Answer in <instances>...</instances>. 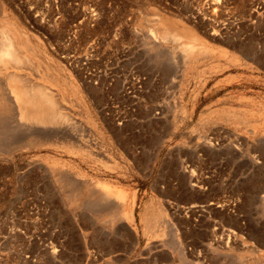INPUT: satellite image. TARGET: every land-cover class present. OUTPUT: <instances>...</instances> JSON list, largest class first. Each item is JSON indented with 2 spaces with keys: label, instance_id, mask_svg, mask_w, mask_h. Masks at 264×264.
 Returning <instances> with one entry per match:
<instances>
[{
  "label": "rangeland",
  "instance_id": "obj_1",
  "mask_svg": "<svg viewBox=\"0 0 264 264\" xmlns=\"http://www.w3.org/2000/svg\"><path fill=\"white\" fill-rule=\"evenodd\" d=\"M0 61V264H264V0H0Z\"/></svg>",
  "mask_w": 264,
  "mask_h": 264
},
{
  "label": "built area",
  "instance_id": "obj_2",
  "mask_svg": "<svg viewBox=\"0 0 264 264\" xmlns=\"http://www.w3.org/2000/svg\"><path fill=\"white\" fill-rule=\"evenodd\" d=\"M89 74L90 73H88V75ZM87 82L92 85H97V82L93 78L88 80ZM122 122L125 121H118L116 122V124L121 125ZM24 193L26 194V198H23L22 203L25 201L26 206H20V204L18 203L12 204L9 210V221H7L6 224H51L52 222H49L45 219L48 217V210L44 194L41 192L40 194L38 192L36 193L35 190L28 188L26 189V191H24ZM19 211H23L26 213V216L23 217V220H19L17 217ZM29 241H32V239H30ZM44 246H47L49 249H51L50 247H52L53 244L50 240H48L44 243Z\"/></svg>",
  "mask_w": 264,
  "mask_h": 264
},
{
  "label": "bare ground",
  "instance_id": "obj_3",
  "mask_svg": "<svg viewBox=\"0 0 264 264\" xmlns=\"http://www.w3.org/2000/svg\"><path fill=\"white\" fill-rule=\"evenodd\" d=\"M164 32H170L169 29L165 28ZM171 33V32H170ZM169 35V34H168ZM6 46V44H5ZM4 47V46H3ZM7 52V51H6ZM10 53H8V56H9ZM11 54H13L11 52ZM15 54V53H14ZM13 54V55H14ZM2 57V55H1ZM11 58L14 56H10ZM9 58V59H11ZM157 58V57H156ZM5 59V57L3 58V60ZM19 59V58H18ZM14 60V59H13ZM16 61V60H15ZM18 61V60H17ZM1 62V61H0ZM12 62V61H11ZM14 63V62H13ZM12 63V64H13ZM17 63V62H16ZM11 77V75H10ZM13 78V77H12ZM15 78V76H14ZM13 78V79H14ZM17 79V78H16ZM15 81H18V80H15ZM19 83V82H18ZM29 86V85H28ZM30 87L33 88V86L30 85ZM38 86H36L37 88ZM28 88V87H27ZM32 88H28V89H32ZM35 88V83H34V88L33 89H36ZM25 89V87H24ZM27 89V90H28ZM22 90V88H21ZM26 89L23 90L21 93H18V98L16 97V99H13V103L16 105L17 109H18V112L20 113V115H24L25 113L29 114V116L31 117V120L34 121V119H37L38 121L41 120L42 123H45V120H47V117H49L50 114H52L53 112V109L55 110V104L54 102H52L49 97H41V95H43V92L45 90H41L40 87L36 91H33V93L30 95L31 91L29 90V93L26 92L27 91ZM46 92V91H45ZM28 93V94H27ZM36 93V94H35ZM45 94V93H44ZM50 95V94H49ZM48 95V96H49ZM44 96V95H43ZM57 106V105H56ZM57 109V108H56ZM52 112L49 114V111ZM57 111L55 110L54 113H56ZM60 116L59 113H56ZM19 115V116H20ZM62 115V114H61ZM21 116V117H22ZM53 116L52 118H54V115H51ZM50 116V117H51ZM56 120V118H54ZM51 122H52V119H51ZM58 124V123H57Z\"/></svg>",
  "mask_w": 264,
  "mask_h": 264
},
{
  "label": "crops",
  "instance_id": "obj_4",
  "mask_svg": "<svg viewBox=\"0 0 264 264\" xmlns=\"http://www.w3.org/2000/svg\"><path fill=\"white\" fill-rule=\"evenodd\" d=\"M3 162V161H2ZM188 238H186V240H187ZM185 240V239H184ZM184 243H185V241H184Z\"/></svg>",
  "mask_w": 264,
  "mask_h": 264
}]
</instances>
